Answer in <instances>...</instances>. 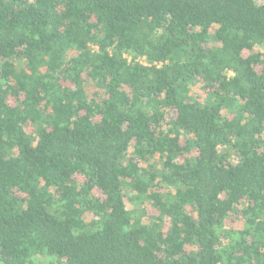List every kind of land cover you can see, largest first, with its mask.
Segmentation results:
<instances>
[{
	"label": "trees",
	"instance_id": "16d2710c",
	"mask_svg": "<svg viewBox=\"0 0 264 264\" xmlns=\"http://www.w3.org/2000/svg\"><path fill=\"white\" fill-rule=\"evenodd\" d=\"M0 264H264V0H0Z\"/></svg>",
	"mask_w": 264,
	"mask_h": 264
}]
</instances>
